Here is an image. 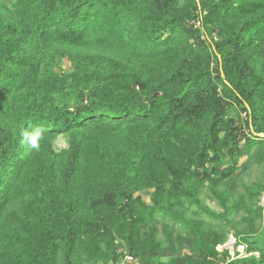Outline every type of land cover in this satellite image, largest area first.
Returning <instances> with one entry per match:
<instances>
[{"label": "trees", "instance_id": "obj_1", "mask_svg": "<svg viewBox=\"0 0 264 264\" xmlns=\"http://www.w3.org/2000/svg\"><path fill=\"white\" fill-rule=\"evenodd\" d=\"M245 157L264 165V0H0V264H264ZM232 231L259 256L219 250Z\"/></svg>", "mask_w": 264, "mask_h": 264}, {"label": "rangeland", "instance_id": "obj_2", "mask_svg": "<svg viewBox=\"0 0 264 264\" xmlns=\"http://www.w3.org/2000/svg\"><path fill=\"white\" fill-rule=\"evenodd\" d=\"M6 1H14V0H6ZM232 112H233V116L236 119L244 116L243 113L238 109ZM66 146H67V139L64 136L60 137L56 142V148L60 150L62 148H65ZM234 181H235V185L233 187V194H234L233 198L247 195L246 187H252L256 183L264 181V165L250 164V161L248 160V158L245 157L240 162V170L237 172ZM224 187L225 186H222L221 189H224ZM142 195L144 199L150 203L151 201L150 195L147 193L142 194ZM202 198H203V202L207 206H209L212 210L217 211V212L222 211L221 207L219 206V202L216 200V198H214L213 196L209 194L207 189H205L202 195ZM245 204L249 205V207H251L254 210L258 207L264 208V193L259 197V199H253L251 201L246 199ZM244 217H248V213L246 212L244 208H242L238 213L233 214L230 217V220H232L233 223H236V226L239 230H243L245 226L247 225L245 222H243ZM210 221L215 225L216 222L214 220H210ZM255 224L257 227L262 228L263 221L257 220ZM233 234H234L233 231L229 233V238L227 242L224 245H221L220 248H224L228 250L230 249V252H233L236 250L237 245L236 247L234 246L233 248L232 246L229 245L230 238L234 237ZM262 244L264 245V241Z\"/></svg>", "mask_w": 264, "mask_h": 264}, {"label": "built area", "instance_id": "obj_3", "mask_svg": "<svg viewBox=\"0 0 264 264\" xmlns=\"http://www.w3.org/2000/svg\"><path fill=\"white\" fill-rule=\"evenodd\" d=\"M197 25L199 26L200 23H198ZM236 243H237V241H236L235 237H231L229 245L232 246V248H233L234 246L236 247ZM218 247H219L218 248L219 250H223L224 249V248H220V246H218ZM246 248H247L246 245H238L236 247V250L234 249L235 251L232 250L233 252H230L231 257L235 258L237 253H238V257H248V256H251V255L259 256L258 253L248 254L247 251H246ZM229 251H230V249H229ZM133 262H134V258L132 256H130V255H127L125 257L124 261H122L120 264H131Z\"/></svg>", "mask_w": 264, "mask_h": 264}, {"label": "water", "instance_id": "obj_4", "mask_svg": "<svg viewBox=\"0 0 264 264\" xmlns=\"http://www.w3.org/2000/svg\"><path fill=\"white\" fill-rule=\"evenodd\" d=\"M262 237L264 238V230H263V234H262Z\"/></svg>", "mask_w": 264, "mask_h": 264}]
</instances>
